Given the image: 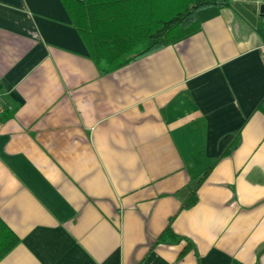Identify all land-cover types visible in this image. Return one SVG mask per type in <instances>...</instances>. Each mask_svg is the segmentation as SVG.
<instances>
[{"label": "crops", "instance_id": "1", "mask_svg": "<svg viewBox=\"0 0 264 264\" xmlns=\"http://www.w3.org/2000/svg\"><path fill=\"white\" fill-rule=\"evenodd\" d=\"M229 2L104 73L64 0H0V264H264V15Z\"/></svg>", "mask_w": 264, "mask_h": 264}, {"label": "trees", "instance_id": "2", "mask_svg": "<svg viewBox=\"0 0 264 264\" xmlns=\"http://www.w3.org/2000/svg\"><path fill=\"white\" fill-rule=\"evenodd\" d=\"M64 3L92 59L104 73L198 31L199 10L230 5L229 0H64ZM196 201L193 192L184 207ZM169 231L168 227L160 239H167Z\"/></svg>", "mask_w": 264, "mask_h": 264}, {"label": "water", "instance_id": "3", "mask_svg": "<svg viewBox=\"0 0 264 264\" xmlns=\"http://www.w3.org/2000/svg\"><path fill=\"white\" fill-rule=\"evenodd\" d=\"M245 3L256 5L258 13L264 15V0H234L233 6L250 22L255 23L257 14L250 10Z\"/></svg>", "mask_w": 264, "mask_h": 264}, {"label": "built area", "instance_id": "4", "mask_svg": "<svg viewBox=\"0 0 264 264\" xmlns=\"http://www.w3.org/2000/svg\"><path fill=\"white\" fill-rule=\"evenodd\" d=\"M12 107L6 103V101L0 96V115L10 111Z\"/></svg>", "mask_w": 264, "mask_h": 264}]
</instances>
